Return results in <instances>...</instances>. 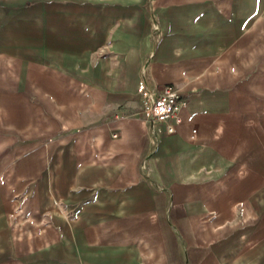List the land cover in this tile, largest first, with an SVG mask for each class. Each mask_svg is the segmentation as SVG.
Segmentation results:
<instances>
[{"label": "crops", "instance_id": "obj_1", "mask_svg": "<svg viewBox=\"0 0 264 264\" xmlns=\"http://www.w3.org/2000/svg\"><path fill=\"white\" fill-rule=\"evenodd\" d=\"M263 253L264 0H0V264Z\"/></svg>", "mask_w": 264, "mask_h": 264}, {"label": "built area", "instance_id": "obj_2", "mask_svg": "<svg viewBox=\"0 0 264 264\" xmlns=\"http://www.w3.org/2000/svg\"><path fill=\"white\" fill-rule=\"evenodd\" d=\"M140 103L141 118L151 123H162L165 134L174 133L175 126L181 123L177 113L185 102L181 93L171 86H166L154 94L141 92Z\"/></svg>", "mask_w": 264, "mask_h": 264}, {"label": "rangeland", "instance_id": "obj_3", "mask_svg": "<svg viewBox=\"0 0 264 264\" xmlns=\"http://www.w3.org/2000/svg\"><path fill=\"white\" fill-rule=\"evenodd\" d=\"M262 259L264 260V253H263V254H261V260H262Z\"/></svg>", "mask_w": 264, "mask_h": 264}]
</instances>
